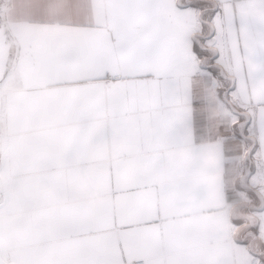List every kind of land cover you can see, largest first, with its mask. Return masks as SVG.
I'll list each match as a JSON object with an SVG mask.
<instances>
[{"label":"snow or ice","instance_id":"6c2138e0","mask_svg":"<svg viewBox=\"0 0 264 264\" xmlns=\"http://www.w3.org/2000/svg\"><path fill=\"white\" fill-rule=\"evenodd\" d=\"M0 264H264V0H0Z\"/></svg>","mask_w":264,"mask_h":264}]
</instances>
